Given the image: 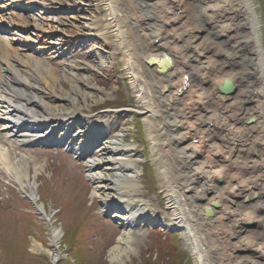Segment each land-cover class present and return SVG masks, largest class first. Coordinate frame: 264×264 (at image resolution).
Here are the masks:
<instances>
[{"label": "bare ground", "instance_id": "1", "mask_svg": "<svg viewBox=\"0 0 264 264\" xmlns=\"http://www.w3.org/2000/svg\"><path fill=\"white\" fill-rule=\"evenodd\" d=\"M23 1L26 2L25 8L18 10L41 9V0ZM182 1L185 8L182 15L174 16L168 22V27L175 22H184L183 27L190 24L196 26L190 30L187 27L173 38L174 42L181 44L175 58L165 51L170 40L160 35L167 25L163 26L164 21L155 25L152 20V25L158 28L151 27L149 21L143 29L147 28L149 35L155 33L153 38L156 41L148 45L140 40L143 34L133 31L136 40L139 39L133 51L136 60L127 67L137 105L141 112L150 117L149 120L145 119V127L150 143L155 146L152 150H156L158 145L159 150L166 149V153L173 157L174 172L169 173L171 170L166 167L167 164L158 170L167 186L165 200L168 214L158 210L137 192L138 169L131 159V148L121 144L120 135L108 136L107 114H83L82 109L86 105L84 102L79 106L78 97L75 96V75L70 73L64 76L70 90L57 88L55 67L59 63L53 61L57 51L55 47L59 44L57 40L50 42L45 52L33 53L26 46L20 51L14 49L13 40L4 42L0 39V63L6 75L4 79L0 78V105L4 110L6 131L15 139V144L53 146L60 143L65 151L84 160L86 175L92 184V196L99 200L101 211L109 214L121 230L116 243L109 250L112 259L121 261V257L132 250V245L141 237L137 229L159 225L183 229L194 252L195 264H209L206 256L214 254L204 250L201 253L202 236L206 237L204 240H207L208 246H213V251L220 245L222 252L216 253V264H264V51L257 36L258 20L251 0ZM182 1H176L178 3L175 5ZM11 2L14 0H0V31L8 28L24 31L27 22L14 12L15 7ZM106 7L112 24L110 28L117 34L121 32L118 26L122 20L113 13L111 6ZM37 22L42 24L43 20L38 19ZM126 22L134 29L138 24L135 19L131 23V18ZM33 27L37 33H42L39 25ZM101 27V22L94 20L83 26L82 30L85 33L95 30V35L104 39L105 33L97 30ZM204 30L208 33V43H195ZM101 64L98 61L96 65ZM86 67L85 70L90 71L91 67ZM179 76L182 84L172 85ZM220 78L226 81L222 84ZM195 81L199 83L197 86L195 84V88H187ZM86 86L89 88L86 91L88 95H93L94 90L101 91L94 85L86 83ZM214 93L219 96L214 98L217 99L214 102L217 109L224 112L227 109L235 110L234 115L229 110L226 114L218 113L217 119L221 125L215 130L223 138L221 147L211 143L204 144L206 147L203 148V153L208 155L224 154L220 159L224 158L227 163L224 169L227 170L221 188L215 186L218 171L210 169V158L199 160L198 151L190 149L187 143L190 136V123L187 120L193 110L201 108L195 106L194 97L205 98V95ZM188 95L191 98L181 101ZM200 103L205 108L199 115L200 121H209L214 130L218 124L212 120L215 114L206 109L209 100L205 98ZM246 108L255 115V124L246 129V140L242 142L247 143L248 148L243 150L236 141H226L229 140L230 131L224 128L235 127L236 121L240 122L236 118L237 113ZM133 111L129 110L126 114ZM154 125L161 126L159 131H155ZM212 130L207 132L208 139L211 134L216 135ZM154 132L157 137L152 136ZM252 140L256 143L255 159L247 157ZM224 144H228V147H224ZM237 148L243 150L242 156ZM8 154V159L2 157L5 160L2 169L12 177L21 193L34 200V183L30 184L27 180L29 157ZM233 159L238 162L232 163L233 170H237L235 174L242 176L247 171L248 186L240 185L234 181L233 174H227L230 173L228 170ZM240 196L245 201L254 200L242 206L237 203ZM218 206L219 210L216 209ZM247 222L252 224L251 228L243 226ZM209 227L215 238L209 237ZM56 239L58 234L52 231V242Z\"/></svg>", "mask_w": 264, "mask_h": 264}, {"label": "rangeland", "instance_id": "2", "mask_svg": "<svg viewBox=\"0 0 264 264\" xmlns=\"http://www.w3.org/2000/svg\"><path fill=\"white\" fill-rule=\"evenodd\" d=\"M10 1L12 0H7ZM176 1L179 0H41V9L24 11L21 9L25 8L26 2L14 0L11 2L13 7H17L14 8V12L21 15L28 26L23 29L24 31L12 28L7 29L10 31H0V39L4 42L13 40L12 47L18 51L26 46L33 53L45 52L50 47L49 43L57 40L59 44L55 47L57 51L53 60L59 63L55 67L57 88L70 90V84L64 76L70 73L75 75L74 87H77L75 96L78 97L79 106L84 102L86 105L82 109L83 114L85 116L107 114L108 136L120 135L121 144L131 148V159L135 161L138 169L137 192L165 214H168L165 200L167 186L158 170L167 164L166 167L171 170L169 173H172V170L174 172L173 157L166 153V149L159 150L158 145L156 150H152L155 146L150 143L145 127V119L149 120L150 117L141 112L137 105L127 67L136 60L133 51L137 48L136 43L139 39L136 40L133 31L143 34L140 40L148 45L156 41L153 38L155 33L149 35L147 28L143 29L144 24L149 21L153 27L152 20L155 21V25L163 21V26L167 25L160 35L170 40L165 51L167 55L175 58L181 44L174 42L173 38L183 33L187 27L190 30L189 28L196 26L190 24L183 27L184 22L178 24L175 22L168 27V22L174 16L182 15L185 9L182 0L178 6L175 5L178 3ZM251 2L258 20L257 36L264 51V0ZM106 6H111L113 13L122 20L118 26L121 32L117 34L110 28L112 24L109 22ZM128 18H131V23L134 19L138 22L135 29L127 24ZM38 19L43 20L42 24H37ZM94 20L101 22L102 27L97 30L105 33L104 39L98 38L95 30L83 32L82 27ZM34 25H39L42 33H37ZM157 28L154 26V29ZM201 33L195 43L205 45L209 40L208 33L205 30ZM98 61L102 63L100 66L96 65ZM86 66L91 67L90 71L85 70ZM35 75L38 76L37 73ZM5 77L0 63V78ZM139 77L143 81L142 76ZM220 79L222 84L226 81ZM86 83L94 85L101 91L94 90L93 95H88L86 91H89V88ZM173 83L172 85L182 84L180 76L174 79ZM195 84L197 86L199 83L195 81L187 88H195ZM231 94L234 95V92ZM217 96L215 93L204 96L209 100L205 105L206 109L215 114L212 120L218 124L214 130L210 127L212 125L209 121H200L201 117L199 118L205 110L200 102L205 98L200 96V100L197 96L194 97L195 106L201 108L193 110L187 120L190 123L187 143L190 144V149L198 151L196 153L199 160L210 158V169L218 171L215 186L221 188L227 170L224 169L227 164L224 158L220 159L224 154L217 156L214 153L210 155L203 153L206 147L204 144L214 143L220 147L222 145L220 142L223 138L217 135L218 131L215 130L221 125L217 116L219 118L220 112L226 114L229 109L225 112L217 109L214 105L217 100L214 98L219 97ZM188 98L191 97L188 95L181 101ZM129 110H134V113L126 114ZM234 111L229 110L233 115ZM3 113L0 105V264H172L173 261L175 264H195L194 252L183 229L163 228L159 225L137 229L136 232L141 237L132 245V250L122 256L121 261L112 259L109 250L116 243L121 230L109 214L101 211L99 200L92 196V184L87 178L84 160L65 151L60 143L54 144L55 146L15 144V139L6 131ZM253 117L255 115L248 108L237 113L236 118H239L240 122L236 121L235 127L224 128L230 131L229 140L226 141L228 143L236 141L238 146L241 145L242 149L246 150L248 145L243 142L246 140V129L255 124ZM160 127L154 125L153 128L159 131ZM208 130H212L216 135L211 134L208 139ZM152 136L157 137L156 132L152 133ZM250 143L247 157L255 159L256 143L253 140ZM223 146L228 147V144ZM242 149L237 148L241 156L244 153ZM8 153L29 157L30 162L26 168L27 180L30 184L34 183V200L21 193L12 177L2 169L5 163L2 157L8 159ZM234 160L230 162L228 170L230 173L227 174H233L234 181H238L240 185L248 186L247 171L243 168L242 176L235 174L237 170H233L232 163L238 162ZM32 162L34 164H31ZM253 200L251 198L245 201L240 196L237 203L245 206ZM186 206H189L188 202ZM216 209L219 210V206ZM243 226L248 229L252 224L247 222ZM208 229L211 231L209 237L215 238L210 227ZM52 231L58 234V239L54 243L51 240ZM204 238L206 239L202 236L201 253L203 254V250L210 254L214 253L212 256L207 255L206 259L210 261L209 264H216L214 257L216 253L222 252V249L218 245L213 251V246H208Z\"/></svg>", "mask_w": 264, "mask_h": 264}, {"label": "trees", "instance_id": "3", "mask_svg": "<svg viewBox=\"0 0 264 264\" xmlns=\"http://www.w3.org/2000/svg\"><path fill=\"white\" fill-rule=\"evenodd\" d=\"M172 264H175V261H173Z\"/></svg>", "mask_w": 264, "mask_h": 264}]
</instances>
